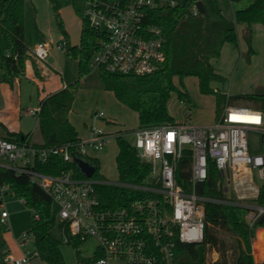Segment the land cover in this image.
Returning a JSON list of instances; mask_svg holds the SVG:
<instances>
[{
  "label": "built area",
  "instance_id": "1",
  "mask_svg": "<svg viewBox=\"0 0 264 264\" xmlns=\"http://www.w3.org/2000/svg\"><path fill=\"white\" fill-rule=\"evenodd\" d=\"M195 0L191 11L200 10ZM177 0H98L86 9L90 26L99 32L98 47L89 61V69L110 73L145 75L155 72L165 60V41L160 27L148 22L151 9L176 5ZM60 44L58 47H61ZM32 55L46 61L49 47L37 43ZM40 107L27 110L38 119ZM102 111L95 112L100 118ZM249 131H258L263 151L253 153ZM136 156L151 166L150 176L138 184L79 176L71 169L59 174L39 171L49 155H60L65 162L73 155L93 157L89 150H101L109 134L91 126L89 135L70 145L46 147L31 139L0 136V169L25 174L37 184L57 209V218L66 221L70 233L85 242H95L100 255L90 264H178L179 244H200L205 240V202L244 206L246 220L252 227L264 216V204L258 202L264 184V113L256 108L229 104L210 125L189 122L163 123L136 128L132 133ZM115 137V134H112ZM124 137V135L122 134ZM187 159L189 180L181 183L178 170ZM209 160L215 162L223 177L221 198L198 194V186L208 177ZM97 184H111L137 190L142 195L123 206H104L96 194ZM185 184L188 185L186 189ZM13 195L0 182V206ZM23 203L24 200L20 199ZM6 208L0 210V222L8 219ZM28 235L24 233L21 241ZM36 255V253H34ZM29 250L20 257L2 256L4 264H25Z\"/></svg>",
  "mask_w": 264,
  "mask_h": 264
},
{
  "label": "trees",
  "instance_id": "2",
  "mask_svg": "<svg viewBox=\"0 0 264 264\" xmlns=\"http://www.w3.org/2000/svg\"><path fill=\"white\" fill-rule=\"evenodd\" d=\"M27 0H0V82L14 87L15 80L25 74V63L30 62L34 75H39L38 66L24 40V7ZM98 0H72V8L80 19V39L71 45L64 33L66 54L77 62L78 77L60 90L39 100L40 107L37 126L42 137L39 143L46 147L76 146L80 137L69 120L74 100L73 90L79 86L80 79L89 72V61L98 47L99 32L93 29L85 14L86 9ZM239 1V0H232ZM195 0H184L176 5H163L148 12V22L160 27L165 41V60L150 74L134 75L110 73L97 69L102 87L113 93L114 97L126 108L137 114L138 126L151 127L163 123H176L169 113L168 101L173 92H178L182 100L190 102L188 94L176 83L179 78L195 76L199 89L204 94H215L217 116L223 111L222 101L229 104L244 105L264 113V87L253 92L233 95L216 91L211 82L221 80L213 64L220 57L226 43L238 44L237 25L245 24L244 39L250 53L252 48L253 25H264V0H254L244 8L237 9L233 18L224 15L218 0H203L205 12L194 15L191 8ZM211 14L217 17L213 18ZM133 130L126 132H133ZM115 133L117 153L115 156L118 179L121 182L138 184L145 181L151 173L148 162L140 160L131 143L122 134ZM11 139L30 138L31 133L11 132L4 135ZM74 156V155H73ZM95 165L93 177L103 179L99 173L98 159L83 157ZM187 159L181 161L178 179L181 183L189 180ZM39 171L59 174L71 169L84 176L74 162L63 161L60 155H49L45 163L37 164ZM0 182L6 183L13 195L24 200V205L32 211L31 226L26 235L31 237L36 256L47 264H67L61 246L69 244L75 255L73 264H90L100 255L95 252L89 257L82 255L80 246L84 241L80 236L70 233L66 221L59 220L52 212L50 198L44 191L29 181L25 174L0 169ZM186 189L188 185L185 184ZM223 177L214 161L209 160L208 177L198 186V194L209 198H221ZM96 194L104 206H123L142 195L139 191L111 184H97ZM259 203L264 204V184ZM248 209L244 206L205 202L206 229L205 240L200 244H179L177 247L178 264H264L257 261L253 253V239L256 230L264 228V220L250 226L246 220ZM228 233L232 242L220 235ZM259 240L264 242V231L259 232ZM218 253L216 259L211 253ZM1 255V254H0ZM157 264H164L159 261Z\"/></svg>",
  "mask_w": 264,
  "mask_h": 264
},
{
  "label": "rangeland",
  "instance_id": "3",
  "mask_svg": "<svg viewBox=\"0 0 264 264\" xmlns=\"http://www.w3.org/2000/svg\"><path fill=\"white\" fill-rule=\"evenodd\" d=\"M177 1L182 3L184 0ZM253 1L218 0V3L224 15L228 18H233L237 8H244ZM238 4L246 5L238 7ZM211 16L213 18L217 17L215 14H211ZM239 26H237L238 30H240ZM63 31L67 34L71 45L79 43L80 19L72 8V0H27L25 2V43L31 55L34 46L39 42L48 45L49 54L46 61H38L32 55L38 66V76L33 74L30 62L26 61L24 77L16 79L14 87L0 82V120L5 122L4 124L0 121V134H3V129L5 130V135L14 132L9 129L10 126V128L15 127L24 134L30 132L32 142H42V137L37 126V118L28 114L27 110L36 108L38 99L44 97L48 90H53L56 83L58 84L60 81V77H62V82L66 83V85L75 81L78 77L77 62L66 54ZM241 33L244 34V31L241 30ZM60 44L62 46L58 47ZM233 45L239 52L238 58H242L243 61L240 67H237L238 61L236 60L234 65H231L229 72L222 75L223 78L221 80H214L217 86L214 85L215 87H212L222 94H226L224 91L230 92L233 88L244 89L254 86L255 91L259 87H264L262 85L255 87L256 85H254L261 77L259 75L261 71H264V47L256 48L252 44L254 51L250 53L247 44L244 54H241L240 46L238 44ZM254 58H256L255 61H253ZM213 63L216 72L217 70H223L224 72L228 70L225 59L218 57L213 59ZM236 68L238 72L234 76ZM97 74V71L91 69L86 76L80 79L79 86L73 90L74 101L71 107V116L78 129V134L82 137L88 136L89 126L91 125L103 128L102 130L106 129V132L111 133H114L118 129H124L123 125L128 128H134L137 125L136 113L128 108H124L122 104L118 102L117 105L112 104L111 110L114 109V113H108L109 107L102 100L100 92V90L103 91L105 89L102 87ZM31 79H34L35 83ZM263 80L261 81L263 82ZM183 82L184 84L182 85L179 78H176L177 85L188 94L190 102L182 100L178 92L171 94L168 108L174 119L177 122L186 121L192 124H205L215 120L217 116L216 95L202 93L199 89L198 79L195 76H188L184 78ZM17 86L19 88L18 100L17 93H15V87ZM221 104L226 105L224 101ZM16 106H20V108H16ZM99 111H102L103 115L100 118L94 117V113ZM111 133H108V141L101 150L94 151L91 149L89 152L91 156L98 159L99 173L102 174L103 179L118 183L119 179L115 162L117 144L114 135H111ZM123 135L128 141H131L133 138L130 133H123ZM248 139L253 153L257 154L263 151L262 137L258 131H249ZM4 201L5 203L3 206H0V210L6 208L10 215L5 223L0 222V253L5 247L4 239H6V235L15 232V226L13 223L11 224V221L24 226L29 216L31 218L32 215V211L14 195L6 196ZM51 207L53 214L57 218L56 207L54 205ZM220 235L228 242H232V237L223 230L220 231ZM19 237L21 238L22 235ZM28 237L30 236L28 235ZM93 245L91 239L86 240L82 244L83 253L90 256ZM26 248L33 253L34 247L30 239L26 243ZM61 251L66 263L70 260L74 262V251L69 244H62ZM210 255L214 259L218 257V253L215 251ZM111 262V264H123L115 260ZM0 264H2L1 255Z\"/></svg>",
  "mask_w": 264,
  "mask_h": 264
},
{
  "label": "crops",
  "instance_id": "4",
  "mask_svg": "<svg viewBox=\"0 0 264 264\" xmlns=\"http://www.w3.org/2000/svg\"><path fill=\"white\" fill-rule=\"evenodd\" d=\"M249 1H252V0H249ZM246 4H238L237 6L238 7H244ZM237 9H239V8H237ZM236 9V10H237ZM234 16V15H233ZM238 25H240L239 26V28H240V30H238V27H237V30H238V39H239V41H238V45L240 46V51H241V54H244V52H245V49H246V46H247V43H246V41H245V39H244V34H242L241 33V30H243L244 32H245V30H246V25L245 24H238ZM237 25V26H238ZM252 44L256 47V48H259V47H264V25L263 24H261V23H255L254 25H253V37H252ZM239 57V52H238V50H237V48L236 47H234V45L233 44H231V43H226L224 46H223V48H222V52H221V55H220V59L222 58V59H225V64H227V69L228 70H226V72H224L223 70H217V73L218 74H220L221 76L222 75H224V73H228L229 72V69L231 68V65H234V63H235V61L237 60L238 61V66L237 67H240V65H241V62L243 61V59L241 58V59H239L238 58ZM256 60V58H254L253 59V61H255ZM214 64V63H213ZM215 66V65H214ZM237 72H238V70H237V68H236V70H234V76L237 74ZM264 71L262 72L261 71V74H259V75H261V77L257 80V82H256V84H254V85H256L255 87H259V86H264V80H263V82L261 81L262 79H264ZM18 80V79H17ZM34 83H35V80L34 79H31ZM59 80V79H58ZM211 84H212V86H214V85H216L215 84V81H212L211 82ZM66 85V83H63L62 82V77H60V81L58 82V84L56 83V86H55V88H53V90H48L47 92H46V94H45V96L44 97H46V95H48V94H50V93H53V92H56V91H58V90H60L61 88H63L64 86ZM217 86V85H216ZM215 87V86H214ZM254 86H250V87H247V88H244V89H242V88H238V89H236V88H233V90H230V92H227V91H224V93H226L227 95H233V94H238V93H244V92H252V91H254V88H253ZM19 88H18V86L17 87H15V93H17V100H18V90ZM100 92H101V98H102V100H104V102L106 103V105L109 107L108 109V113H111V114H113L114 113V109L113 110H111V105L113 104V105H117L118 103L119 104H121L115 97H114V95H113V93L112 92H110V91H108V90H100ZM44 97H41L40 99H42V98H44ZM40 99H38V103H39V100ZM74 101V100H73ZM118 102V103H117ZM18 105V104H17ZM38 106V105H37ZM122 106H124L123 104H122ZM20 108V106H16V108ZM124 108H126L125 106H124ZM168 110H169V108H168ZM170 113V112H169ZM71 111L69 112V120H70V122L74 125V127L76 128V130H78L77 129V127H76V125L74 124V121L72 120V116H71ZM171 114V113H170ZM136 116H137V114H136ZM217 117V116H216ZM216 119V118H215ZM0 121H2L4 124H5V122L3 121V120H0ZM215 120H213L212 122H210V123H205V124H194V125H210V124H212L213 122H214ZM176 122H177V120H176ZM184 122H186V121H184ZM7 125V124H6ZM86 125V124H85ZM7 126H9V125H7ZM91 126H93V125H91ZM91 126H89V127H91ZM137 126H138V119H137V125L134 127V128H128V127H125L124 125L122 126L124 129H118V130H116L114 133H111V132H106L107 130L105 129V130H103L105 133H111V135L112 134H115L117 131H122V132H126V131H130V130H133V129H135V128H137ZM88 127V128H89ZM132 127V126H131ZM9 129L10 130H12V131H14V132H21V131H19L18 129H16L15 127H11L10 128V126H9ZM101 129H103V128H101ZM87 130V129H86ZM3 131L5 132V130L3 129ZM3 132V134H0V136H4L5 135V133ZM22 133V132H21ZM28 133H30V132H28ZM126 133H132V132H126ZM24 134V133H23ZM79 137L80 138H83L82 136H80L79 135ZM87 137V136H86ZM30 139H31V137H30ZM21 201V200H20ZM22 202V201H21ZM23 203V202H22ZM24 204V203H23ZM9 213V212H8ZM9 215H10V213H9ZM9 215H8V218H9ZM12 220V219H11ZM14 224V226H15V232L14 233H8L7 235H6V239H4V241H5V247H4V249H3V251L0 253L1 254V262H2V264H4V262H3V259H2V256L3 255H5V254H11L12 256H14V257H20L23 253H24V251L25 250H29L28 248H26V243H27V241L30 239V241L32 242V240H31V237H28L25 241H21L20 239V237L19 236H21V235H23L24 233H26L28 230H29V228H30V226H31V218H30V216H29V218L27 219V223H26V225H22L21 226V224H19V223H14V222H12L11 221V224ZM262 231H264V228H259V229H257L256 230V233H255V237H254V239H253V244H252V246H253V253H254V257H255V259L257 260V261H264V242H261V240H259V232H262ZM19 237V238H18ZM18 238V239H17ZM90 240V239H89ZM92 240V239H91ZM93 241V240H92ZM33 244V243H32ZM93 247H92V251H91V255H93L94 253H95V242L93 241ZM34 247V246H33ZM80 249H81V252H82V255L83 256H85V257H89V256H87L85 253H83V251H82V245L80 246ZM29 252L31 253V258H30V260L27 262V263H25V264H47L46 262H44L43 260H41L38 256H36L34 253H35V249H34V251H33V253L29 250ZM90 255V256H91ZM74 262H75V258H74ZM73 262V260H70V261H68L67 262V264H73L74 263ZM112 262H110V264H111Z\"/></svg>",
  "mask_w": 264,
  "mask_h": 264
},
{
  "label": "water",
  "instance_id": "5",
  "mask_svg": "<svg viewBox=\"0 0 264 264\" xmlns=\"http://www.w3.org/2000/svg\"><path fill=\"white\" fill-rule=\"evenodd\" d=\"M197 7L200 10V12H205V7L202 1L197 2ZM73 162L76 166V168L85 176L90 177L93 175L95 171V165L90 163L89 161L82 159L81 157L74 155L73 156ZM264 220V216L260 218V222Z\"/></svg>",
  "mask_w": 264,
  "mask_h": 264
}]
</instances>
